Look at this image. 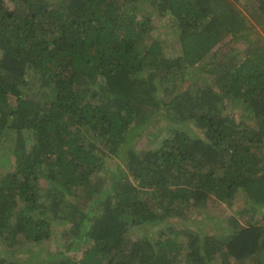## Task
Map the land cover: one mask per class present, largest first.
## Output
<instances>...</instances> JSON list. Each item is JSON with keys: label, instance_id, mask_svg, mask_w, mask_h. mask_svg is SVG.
Returning a JSON list of instances; mask_svg holds the SVG:
<instances>
[{"label": "trees", "instance_id": "1", "mask_svg": "<svg viewBox=\"0 0 264 264\" xmlns=\"http://www.w3.org/2000/svg\"><path fill=\"white\" fill-rule=\"evenodd\" d=\"M161 121L174 134L138 149ZM0 160L1 249L56 237L40 264H264V215L212 214L220 235L197 217L239 192L264 208V0H0Z\"/></svg>", "mask_w": 264, "mask_h": 264}, {"label": "rangeland", "instance_id": "2", "mask_svg": "<svg viewBox=\"0 0 264 264\" xmlns=\"http://www.w3.org/2000/svg\"><path fill=\"white\" fill-rule=\"evenodd\" d=\"M144 4V3H143ZM142 4V5H143ZM243 5V4H240ZM144 7H149L150 5H147L146 3L143 5ZM152 7V6H151ZM155 29L153 31V34L156 36L159 33H162L163 36H171L172 28L169 27V24L173 22L172 17L165 16V17H155ZM170 36L168 38V41L165 43L167 45H170ZM171 48L169 47L168 50ZM174 128L172 125L168 124V122L161 121L157 125H150L146 126L145 132L142 134L138 144V149H146V148H154L158 146L159 143L162 142L163 138L167 136L168 134H174ZM176 129L180 130H190L192 133H200L201 131L195 127L194 125L191 126V124L188 126H179L176 125ZM117 158H113L112 160L108 158L106 161L107 167L115 166V161ZM3 170L6 171V167H4L3 162L0 160V172H3ZM45 184V181H44ZM220 200H212L207 205V210L202 211L199 208L196 209L198 213V218L200 224H202V227L205 230H211L217 232L219 235L223 234L225 232V227H215L216 217L212 216L214 214L215 216L222 215L227 217L230 214L238 215L244 214V217L247 216H255L260 217L264 215V208H260L258 206H252L246 198V195L244 192H239L235 195V197L232 199L230 203L220 201ZM211 215H210V214ZM173 221H178V223H184L182 220L177 218H172ZM144 230L142 227L136 226L133 231V235L136 236H143L141 233ZM149 230V231H148ZM147 233L151 235H155L157 233V228L154 226L148 227ZM2 245L0 244V247ZM63 248V245L59 243L58 239L56 237H52L51 239L43 242H32V241H24L17 246H15L12 250L1 249L6 252V255L9 256V258H14L22 262L23 264H40L42 261H45L46 257L49 254H52L54 252H57Z\"/></svg>", "mask_w": 264, "mask_h": 264}]
</instances>
